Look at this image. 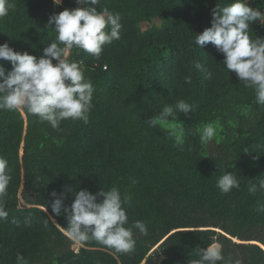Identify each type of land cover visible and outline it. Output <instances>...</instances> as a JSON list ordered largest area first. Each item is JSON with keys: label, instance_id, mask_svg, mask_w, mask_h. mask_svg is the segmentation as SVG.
Wrapping results in <instances>:
<instances>
[{"label": "trees", "instance_id": "trees-1", "mask_svg": "<svg viewBox=\"0 0 264 264\" xmlns=\"http://www.w3.org/2000/svg\"><path fill=\"white\" fill-rule=\"evenodd\" d=\"M7 2L15 7L0 18V44L37 58L55 39L49 17L84 7L75 0H62L60 6L53 0ZM230 2L100 0L98 11L121 15V38L105 45L99 59L76 48L69 56L94 85L89 123L65 120L58 131L26 112L0 111V157L8 161L12 177L8 218L0 220V264H15L17 252L30 264H188L213 236L233 264H264V212L257 210L264 193L247 190L264 174V106L254 102L252 88L224 69V56L213 45L194 44L195 34L211 26V9ZM249 4L264 11V0ZM153 18L161 26L142 30L141 23ZM249 34L264 37V25H250ZM196 59L204 72L192 67ZM0 64L12 67L9 61ZM178 99L197 105L195 113L179 116L189 133L219 120L216 152L191 134L182 150L165 131L145 122ZM225 169L240 181L228 194L216 187ZM65 186L93 194L118 187L122 198L130 197L123 205L129 223L145 221L148 234L134 232L135 249L127 254L95 241L73 248L77 243L66 235L65 217L51 210L52 193ZM73 199L69 194L65 206ZM49 216L56 223L45 228ZM27 217L33 219L31 227L24 224ZM155 246L157 258L150 254Z\"/></svg>", "mask_w": 264, "mask_h": 264}, {"label": "clouds", "instance_id": "clouds-1", "mask_svg": "<svg viewBox=\"0 0 264 264\" xmlns=\"http://www.w3.org/2000/svg\"><path fill=\"white\" fill-rule=\"evenodd\" d=\"M53 3L60 6L62 0H53ZM75 3L84 7L66 8L49 17L48 27L55 33V39L44 48L41 57L27 51H16L9 43L0 44V61H9L12 66L8 70L0 64V111L26 112L58 131L65 120L89 123L95 89L79 64L69 60L71 50L76 48L99 59L105 45L121 38L123 26L119 13L113 14L107 8L97 10L100 0H75ZM14 7L13 3L0 0V18ZM211 14V26L201 34H195L194 44L201 49L205 45H213L224 56V69L234 72L246 88H252L254 102L264 106V37L258 35L253 38L249 34L250 25H264V11L251 6L249 0H231L227 6L217 4L211 9ZM191 64L195 70L205 71L198 59L192 60ZM206 75L211 78L212 73L207 72ZM186 83H191V77H186ZM196 107L195 102L178 99L174 103H165L159 114L145 122L165 131L174 145L182 150L189 134L197 135L201 145H208L220 136L219 120L201 123L193 133L186 131L184 123L179 120L180 114L195 113ZM243 152L248 153V150ZM11 179L8 161L0 157V220L8 218L6 197ZM35 179L39 184L41 178L37 176ZM252 181L247 189L249 194L264 193V174ZM216 187L222 194H228L240 188V181L233 171L225 169L218 176ZM69 194L74 199L70 206H65L64 201ZM52 196L55 197L51 202L52 213L65 217L66 235L75 243L83 245L95 241L116 253L127 254L135 249L134 232L148 234L145 221L129 223L123 205L129 202L130 197L125 195L122 198L116 186L108 190L103 188L95 194L65 186L61 193L53 192ZM257 210L264 212V202L257 201ZM49 221L56 223L49 216L43 222L45 228ZM24 224L31 227L33 219L25 218ZM210 239L212 242L206 248L195 250L192 255L197 258H191L188 264H233L231 255L225 256L223 244L215 236ZM15 264L30 262L17 252Z\"/></svg>", "mask_w": 264, "mask_h": 264}, {"label": "rangeland", "instance_id": "rangeland-1", "mask_svg": "<svg viewBox=\"0 0 264 264\" xmlns=\"http://www.w3.org/2000/svg\"><path fill=\"white\" fill-rule=\"evenodd\" d=\"M162 24V21L159 19V18H153L152 20L150 21H145L143 23H141L140 27L142 30H147V29H150L151 27H159L161 26ZM207 148L210 152H216V144H215V140L211 141L208 145H207ZM78 245L80 246V244H76V245H73L72 247L75 248V249H78ZM151 255L155 256V258H157L158 256H160V252H159V248L158 246H155L151 253Z\"/></svg>", "mask_w": 264, "mask_h": 264}, {"label": "built area", "instance_id": "built-area-1", "mask_svg": "<svg viewBox=\"0 0 264 264\" xmlns=\"http://www.w3.org/2000/svg\"><path fill=\"white\" fill-rule=\"evenodd\" d=\"M77 7H80V6L73 7L72 9H75V8H77Z\"/></svg>", "mask_w": 264, "mask_h": 264}]
</instances>
